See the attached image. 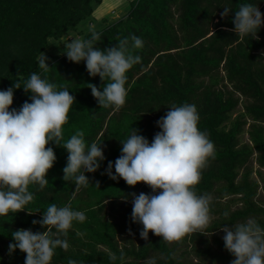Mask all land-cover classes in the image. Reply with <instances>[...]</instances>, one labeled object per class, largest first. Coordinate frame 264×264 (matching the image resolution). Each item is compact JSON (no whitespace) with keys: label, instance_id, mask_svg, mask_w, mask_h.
Masks as SVG:
<instances>
[{"label":"trees","instance_id":"trees-1","mask_svg":"<svg viewBox=\"0 0 264 264\" xmlns=\"http://www.w3.org/2000/svg\"><path fill=\"white\" fill-rule=\"evenodd\" d=\"M103 2L0 0V90L17 81L23 87L32 73L65 85L75 103L63 126L61 143L80 130L86 145L102 143L105 156L95 173H85L89 185L75 191L74 182L63 179L67 150L55 143L48 145L56 155L47 173L48 184L43 189L30 185L34 201L24 211L0 217V264H25L26 253L18 248L9 255L8 246L15 243L12 233L46 231L32 221L41 220L53 203L58 207L70 204L73 210L83 211L86 219L73 221L67 236L61 237L68 249H55L51 264H68L69 259L78 264H231L235 257L215 234L221 226L253 218L264 228V206L258 202L264 173L258 171L259 180L255 179L252 167L255 158L264 169V25L257 32L258 40L251 35L240 39L232 21L239 5L245 3L258 4L264 15V0H129L122 18L112 22L104 18L101 27L80 33L86 40L92 31L99 33L95 47L101 51L115 46L117 38L133 34L142 38L140 49L129 44L131 53L142 59L126 73V102L119 110L101 108L92 96L87 84L103 91L110 81L90 76L85 61L77 64L64 54L47 53L51 40L60 41L78 31L84 21L95 20ZM225 7L233 12L222 18ZM41 52L48 57L47 73L39 68ZM30 97L23 88L14 89L10 110L30 103ZM185 103L196 106L198 128L215 147L214 158L208 159L195 186L197 195L211 196V223L203 234H189L181 240L189 243L198 263L185 261L175 243H166L152 232L148 240L142 239L143 226L131 220V194L151 195V188L144 183L130 187L123 179L112 180L106 174L108 162L114 165L121 155L120 141L127 139L132 128L151 144L161 131L156 122L168 107ZM241 105L243 111H237ZM244 133L249 143L241 142ZM112 171L115 174L114 167ZM228 197L234 199L227 205L217 202ZM235 204L241 207L233 210ZM124 237L130 243L122 245L119 239ZM113 254L114 261L110 259Z\"/></svg>","mask_w":264,"mask_h":264},{"label":"clouds","instance_id":"clouds-1","mask_svg":"<svg viewBox=\"0 0 264 264\" xmlns=\"http://www.w3.org/2000/svg\"><path fill=\"white\" fill-rule=\"evenodd\" d=\"M231 12V8L225 7L221 17H228ZM232 22L240 39L251 35L258 40L257 32L264 25V15L258 4H240ZM117 40L115 46L101 51L95 47L100 41L99 33L92 31L91 39L87 40L69 34L62 53L71 62L85 61L90 76L110 81L103 86V91L94 84L87 85L101 108L114 107L115 110L126 102V73L142 59L131 53L130 41L131 48L143 47L142 38L134 34ZM37 60L39 68L47 73L50 67L45 53L41 52ZM21 88L31 93V102L25 101L19 110H10L14 89ZM74 103L75 97L65 85L58 86L36 73L31 74L23 87L17 81L8 89L0 90V217L24 211L34 201L30 185L43 189L48 184L47 173L56 161L53 148L48 146L50 143L67 150L63 179L72 180L75 191L89 185L85 173H95L105 156L102 143L93 141L90 146L86 145L80 130L61 143L63 126L68 122ZM168 108L156 122L161 131L155 134L151 144L138 129H131L127 139L120 141L121 155L114 165L108 162L106 174L112 180L123 179L130 187L144 183L151 188V195L131 194V220L143 226L142 239L148 240L152 232L164 242L173 243L189 234H203L210 223L211 196L197 195L195 186L201 180L208 159L214 158L215 147L208 134L198 128L195 105L173 104ZM96 185L99 187V182ZM85 219V213L73 210L70 204L58 207L53 203L41 220L32 221L47 230L42 233L30 229L14 231L15 243L9 244V255L18 248L26 253L25 264H51L55 249H68L67 240L61 237L67 236L73 221ZM220 230L225 233V249L235 257L231 264H264V228L255 219L222 225ZM110 259L114 261L116 256L113 254ZM68 264L78 262L69 259Z\"/></svg>","mask_w":264,"mask_h":264},{"label":"rangeland","instance_id":"rangeland-1","mask_svg":"<svg viewBox=\"0 0 264 264\" xmlns=\"http://www.w3.org/2000/svg\"><path fill=\"white\" fill-rule=\"evenodd\" d=\"M128 3H129V0H104L101 7L95 13V16H94V18L96 19L95 22L98 23V25H100V24L103 25L104 24V22H103L104 18L108 19V22L116 21V20L122 18L128 10V7H129ZM87 22H88V20L81 23V25L79 26L80 29L90 28V24ZM92 22H93V20H92ZM76 33H78V31H76L75 34ZM75 34H71L72 37H81V38L83 37V34H80V33L76 34V35ZM66 38L67 37H64L61 41H57L55 39L51 40L49 47L47 49L49 51L47 53L50 55L51 54H55V55L62 54L64 52V45L63 44L65 43ZM237 111H243L242 105L238 107ZM236 115H237V112L233 115V117H236ZM241 142L242 143H249V136L247 133H244L241 136ZM252 167H253L254 178L259 180L257 173L260 170L264 173V169L259 168V166L255 162V158L252 160ZM231 199H234V198L228 197V198L217 200V202L221 203L222 205H227V203H229V201ZM258 202L262 206H264V191L262 190V188L259 190ZM240 207H241L240 204H235L232 206V209L235 210V209L240 208ZM215 234L217 236H219L220 238H223V236L225 235V233L221 232V231H218ZM119 240H120L122 245L130 243L129 238L124 237V238H120ZM173 243H175L177 245V254L181 257H184L185 261H187L189 263H191V262L198 263L199 262L198 258L194 254L190 253V247L191 246L189 245L188 242L183 243V241H178V242H173Z\"/></svg>","mask_w":264,"mask_h":264},{"label":"crops","instance_id":"crops-1","mask_svg":"<svg viewBox=\"0 0 264 264\" xmlns=\"http://www.w3.org/2000/svg\"><path fill=\"white\" fill-rule=\"evenodd\" d=\"M95 21H96V19L93 20V22H92V20H89V19H88V22H87V23L90 24V28H82V29H80V27H79V29H78V33H76V34H79V33H88V32H90L91 30H94L95 28H98V27H101V26H102L101 24L98 25V23H96ZM94 22H95L96 24H95ZM96 25H97V26H96ZM69 34H75V32H72V33H69ZM69 34H67V35L64 36V37H69ZM76 34H75V35H76ZM71 36H72V35H71ZM64 37H63V38H64ZM63 38H62V39H63ZM62 39H61V40H62ZM61 40H60V41H61Z\"/></svg>","mask_w":264,"mask_h":264}]
</instances>
